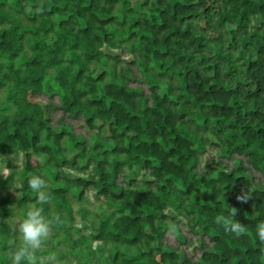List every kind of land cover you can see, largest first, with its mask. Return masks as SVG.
Wrapping results in <instances>:
<instances>
[{"label": "trees", "instance_id": "trees-1", "mask_svg": "<svg viewBox=\"0 0 264 264\" xmlns=\"http://www.w3.org/2000/svg\"><path fill=\"white\" fill-rule=\"evenodd\" d=\"M0 93V157L23 156L18 180L0 172V264L32 175L60 217L38 256L264 264V0H0ZM228 207L238 238L214 223Z\"/></svg>", "mask_w": 264, "mask_h": 264}, {"label": "clouds", "instance_id": "clouds-1", "mask_svg": "<svg viewBox=\"0 0 264 264\" xmlns=\"http://www.w3.org/2000/svg\"><path fill=\"white\" fill-rule=\"evenodd\" d=\"M28 188L37 196L35 203L26 205V211L13 226V231L19 233L18 242L9 241L7 258L10 264H60L55 253L47 256H38L37 253L43 244L52 235L54 222H59L57 214L54 217H46L44 209L40 205L51 204L52 194L48 190L47 182L42 175H32L28 181ZM251 196L242 192L237 196V201L247 203ZM238 209L228 207L227 214L219 213L214 218V223L221 226L228 234L240 237L248 229L247 225L235 219ZM256 236L261 244H264V221L256 225Z\"/></svg>", "mask_w": 264, "mask_h": 264}, {"label": "rangeland", "instance_id": "rangeland-1", "mask_svg": "<svg viewBox=\"0 0 264 264\" xmlns=\"http://www.w3.org/2000/svg\"><path fill=\"white\" fill-rule=\"evenodd\" d=\"M126 56L124 55V58ZM2 97H3V93H0V100H2ZM39 100H41L42 102H46V100L44 98H39ZM61 112H58L57 114H59ZM213 155H216V152H212V150L210 149L203 157V160H209L212 158ZM205 163V162H204ZM229 163L232 165V161H229ZM23 169V156L22 155H15V156H9L6 158V161L3 162L2 161V158L0 157V172H2L3 174L5 175H10V174H14L16 176V179L18 180V175L19 173L22 171ZM64 173L66 176H68L69 178L73 179V178H80L82 177L83 175L82 174H79L78 172H76L75 170H72L70 169L69 167H66L64 169ZM127 174V172H126ZM143 174H146V173H143ZM85 178H87V176H85ZM149 180H152L151 178ZM144 180L140 177L137 179V183L138 184H143ZM17 185H18V182H17ZM86 199L88 200L86 204H84L86 207L88 208H95L96 205H99L101 204L100 201L98 200L97 196H96V192L93 190V189H89L85 195ZM79 205L80 203L79 202H74V209L75 211L78 210L79 208ZM21 218L20 216V213H17L16 214V217L12 219L11 223H13V225H16L18 220ZM76 226L77 227H80L82 229V234H89L91 230V227H89L87 225V223L83 222L82 220H80L79 216L77 215V221H76ZM184 235L186 236H190V233L189 232H186L184 231ZM167 241L170 245H178V242L177 240L175 239L174 235H168L167 236ZM52 238L50 237L48 240H46L43 244V247L40 249H45V250H52ZM103 245L102 244H98V243H94V249L97 250V251H100L102 249ZM186 246L182 245V248L185 249ZM39 250V251H40ZM66 250H64L65 252ZM190 251L192 254H190V256L192 257H195L194 253L192 252V247L190 248ZM197 252V251H196ZM52 253H55L56 256H57V253L56 252H52ZM67 253V251L65 252ZM47 256V255H45ZM67 256V255H66ZM58 259V257H57ZM71 259V258H70ZM70 259H67V260H59L58 261L60 262V264H70ZM72 264H78L77 262H74Z\"/></svg>", "mask_w": 264, "mask_h": 264}]
</instances>
